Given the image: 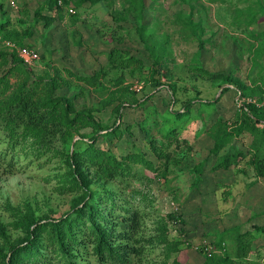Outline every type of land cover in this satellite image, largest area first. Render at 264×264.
Returning <instances> with one entry per match:
<instances>
[{"label":"rangeland","instance_id":"obj_1","mask_svg":"<svg viewBox=\"0 0 264 264\" xmlns=\"http://www.w3.org/2000/svg\"><path fill=\"white\" fill-rule=\"evenodd\" d=\"M46 2L0 0V25L9 24L7 28L12 32H33V36L24 37L23 45L19 46L39 52L42 63L33 69L35 73L42 74L52 68L51 76H57L63 83L70 81L73 91L68 93L70 96L78 94V107L86 105L98 109L101 107L100 100L121 86H129L130 92L135 94L134 98L120 96V102L115 101L103 111H96L95 116L107 127L122 126L123 137L113 148L115 154L119 157L132 156L138 161L144 155L153 164V167L135 164L136 176L129 178L130 184L125 189L134 207L146 209L150 216L146 218L147 225L142 236L152 239L157 236L158 222L162 220L161 223L168 227L169 240L178 245L177 251H173L169 258L165 245L154 240L153 245L145 244L141 258L132 255L126 264H171L175 258L182 264H204L208 259L206 246L215 247L225 230L240 227L244 221L248 225L250 221L246 222L249 211L240 203L244 193L236 189L240 194L237 193V199L231 200L233 192L228 190L231 186L225 182L229 173L223 176L218 171L217 174L205 173L199 187H193L197 177L193 168L208 156L205 149L213 146L208 136L201 134L204 128H209L218 119V115L234 124L241 110L238 100L253 97H242L234 87L223 94L229 85L221 86L220 81L202 77L190 68V59L196 56L199 45L197 39H186L180 35L181 21H187L192 16L196 23L204 26L203 38L210 41L203 55L205 67L214 73L232 69V79L249 92L252 87L264 82V0H147L149 11L146 22L150 26L144 39L149 46H154L157 41V44L166 47V41L169 42L167 50L169 48L171 54V66L163 68L160 77H156L162 83L159 87H154L148 73L152 61L150 51L135 30L138 21L131 19L125 23L126 30H117V23L112 19L128 16L125 0L80 8L76 17L65 14L60 17L56 13L59 16L54 17L50 27L38 23L36 16V11ZM44 14L48 12L43 13L46 16ZM111 50L134 56L131 68H114L115 63L109 59ZM48 64L53 67H47ZM7 70V66L1 68L0 76ZM167 71H171L172 80L167 77ZM123 76L124 82L120 81ZM10 81L15 83L16 78L10 76ZM174 84L179 98L176 104L169 88ZM136 85L142 86V89L137 91ZM103 87L107 89L102 90ZM198 91L201 93L197 96ZM66 92V89L60 91L61 94ZM146 96L148 102L142 107L128 103L121 105V102L141 100ZM198 97L216 104L215 109L209 115L203 109L201 112V108L194 110L191 117L180 125L175 142L173 138L166 139L159 115L181 111L183 102ZM119 107L122 117L114 111ZM146 120L152 124L150 135L141 128ZM183 138L189 143L183 142L177 147ZM241 141L244 146H249L251 137L245 135ZM169 142L172 144L166 147ZM202 146L205 149L201 150ZM0 148L4 150V142ZM157 152L162 156L158 158ZM50 158L51 161L38 158L35 152L26 154L21 150L16 155V171L13 174L6 173L4 167L0 168V228L6 232V238L0 235V247L18 244L25 238L24 220L29 214H34L41 223H45L71 211L76 196L65 194L61 188L66 172L65 162L58 157ZM166 165H169L167 173L164 172ZM245 175L249 179L255 178L252 170H247ZM138 190L149 195L147 202L151 204L141 202L139 194L134 193ZM260 198L259 210L264 212V197ZM223 203L232 205L231 211L221 210ZM173 213L183 223L169 221L167 216ZM240 229L242 232L243 228ZM249 232L255 233L252 228ZM255 236L254 240L249 237L251 252L245 264H264V239L258 238L261 235L257 233ZM223 243L229 254L236 253L238 244L233 237L225 238Z\"/></svg>","mask_w":264,"mask_h":264},{"label":"trees","instance_id":"obj_2","mask_svg":"<svg viewBox=\"0 0 264 264\" xmlns=\"http://www.w3.org/2000/svg\"><path fill=\"white\" fill-rule=\"evenodd\" d=\"M46 1L45 6L36 11V16L38 23L42 22L46 27H50L56 16L61 17L65 14L76 17L80 8L104 5L113 0H64L65 8H59L56 0ZM125 3L128 4L126 8L128 16L121 15L118 18L112 16V19L117 23V30H126L125 23L131 19L138 21L135 30L150 51L149 57L152 61L148 73L154 87H159L162 83L160 78L156 77H160L163 68L169 69L171 66V54L169 48L167 50L169 42L166 41V47L157 44V41L154 46H149L144 39V34L150 26V23L146 22L149 11L147 0H125ZM67 8H73L76 13L69 14ZM45 11L48 14L43 16ZM181 23L180 35L186 39L198 40L199 49L189 62L194 72H198L202 77L207 76L210 80L213 78L220 81L221 86L229 85L223 94L228 93L230 87H234L239 90L242 97H253L257 100L263 98L264 82L258 83L248 92L232 79V69L218 73L210 72L203 60V55L207 52L206 45L210 43L209 39L203 38L204 26L196 23L192 16ZM7 25L9 26L6 23L0 25V35L18 46L23 45L21 42L24 37L33 36L32 31L24 34L15 30L12 32L13 30H8ZM123 53L122 55V51L119 50L110 51L109 59L111 63H115L114 68L121 67L123 70L131 68L130 62L134 56H130L128 52ZM136 61L142 62L139 59ZM41 63L40 57L39 65ZM6 66L7 72L0 76V146L3 142L5 144L4 150H0V168L4 167L6 173L13 174L16 171V155L21 150L26 154L35 152L38 158L44 157L50 161L52 160L50 156L58 157L66 165L61 188L65 194L76 198H73L71 211L59 219L41 223L42 221L34 214H29L24 220L27 235L18 244L7 246L8 249L0 247V263L126 264L132 255L141 258L145 244L153 245L154 240L165 245L166 254L170 258L171 253L177 251L178 244L169 240L167 225H163L162 220L159 221L157 236L153 239L144 238L142 233L147 225L146 218L150 216L146 209L134 207L132 199L125 191L130 184L129 178L136 176L135 164L143 163L148 167H153V164L146 160L144 155V160L142 156L138 161L132 156L119 157L115 154L113 148L123 137L122 126L107 127L95 116L96 111L101 112L115 101L120 102V96L134 98L135 94L130 92V87L121 86L117 91H110L106 98L100 100L101 107L98 109L86 105L78 107L76 104L78 94L73 93L70 96L68 93L73 91L70 81L63 83L57 76L50 75L52 65L47 66L51 68L50 70L36 74L35 70L25 66L15 51L0 47V69ZM10 76L16 78L15 83H11ZM167 77L173 79L171 71H167ZM120 81L124 82V76ZM169 88L176 104L179 102L176 84ZM63 89L67 90L66 94L60 93ZM105 89L107 88H102ZM200 93L198 91L197 96ZM147 99L148 96L141 100L133 99L132 102L125 100L126 102H121V105L128 103L142 107L148 102ZM183 103L181 111L159 115L163 122L162 129L166 131V139L173 138L174 142L180 125L191 117L194 110L201 108V112L205 110L209 115L216 106L213 102H205L199 97ZM119 109L120 107L115 108L114 111L122 117ZM239 112L240 115L237 114L234 124L224 117H218L211 127L202 131V134L207 135L213 142V146L207 149L208 156L205 160L193 168L197 174L193 187H199L207 167L211 172L237 169L238 172L246 174L247 170H252L257 180L264 179V109L254 104H244ZM143 122L141 128L150 135L152 124L147 120ZM245 135L251 137L249 146L241 143V138ZM77 137L80 139L75 141ZM183 139L177 147L183 142L189 143L186 138ZM171 144L172 142H169L166 147ZM152 145L155 151V146ZM162 145L164 146V143ZM157 155L158 158L162 156L158 152ZM167 166L169 165L164 168L165 173L169 168ZM134 193L139 194L141 202L151 204L147 202L149 196L147 193L141 190ZM167 218L169 221L178 220L183 223L174 213L169 214ZM254 232L262 235L264 227L255 226ZM255 233L249 231L242 233L239 226L225 230L220 242L215 247L212 246L215 251H207L208 259L204 264H245L251 252L249 237L254 240ZM0 235L6 238V232L1 228ZM229 237H233L238 244L234 255L226 251V245L223 243V240ZM171 264L182 263L175 258Z\"/></svg>","mask_w":264,"mask_h":264},{"label":"crops","instance_id":"obj_3","mask_svg":"<svg viewBox=\"0 0 264 264\" xmlns=\"http://www.w3.org/2000/svg\"><path fill=\"white\" fill-rule=\"evenodd\" d=\"M218 117H219V115H218ZM221 117H224V116H221ZM212 119H214V118H212ZM216 119H217V116H216ZM214 121H216V120H214ZM213 123L214 122H212V124H210V127L213 125ZM202 135L203 134H201V136ZM200 149L201 150L205 149V147H200ZM205 151H207V153H208L207 149H205ZM243 167L245 168L246 166L243 165ZM207 169H208V167L206 168L205 173H208V172L211 173V171H209V169L208 170ZM218 172L223 173L222 176L224 175V173H229V177L227 179H225V182L228 183V186H231L228 188V190H230V192L232 190V192L234 194V196H233V194L231 195V200L237 199V197H236L237 193L238 194H240L241 192H242V194L244 193L242 195V200L240 203L242 204V206L244 204V207H242V208H247V211H249V213L246 214V216L248 217L246 219V222L250 221V223L248 222V225L245 224V221L240 223V225H241L240 228H243L242 233H246L247 231H250L251 228H252V230H254L255 226L264 227V212H260L259 206H261V205H259V203H258L262 199L260 197H264V179H259V180H257L256 178H250L249 179V178H247V176L245 174L238 172L237 169L236 170L233 169V170H229V171L220 170ZM215 174H217V172H215ZM236 189L240 190V193ZM222 191H223V189H222ZM224 209L231 211L232 205H226L225 203H223V205L221 206V210H224ZM229 214H231V212H229ZM242 225H244V227ZM258 238L264 239V233L261 236H258Z\"/></svg>","mask_w":264,"mask_h":264},{"label":"built area","instance_id":"obj_4","mask_svg":"<svg viewBox=\"0 0 264 264\" xmlns=\"http://www.w3.org/2000/svg\"><path fill=\"white\" fill-rule=\"evenodd\" d=\"M56 2L59 8H65L64 0H56ZM12 6L14 8H17L15 3H12ZM67 11L71 15H74L76 13V10H74L73 8H67ZM0 47H6L9 48L11 51H15L19 56V58L23 61L25 66L28 68L35 69L39 66L41 56L39 52H37L34 49H30L27 47H20L14 42L3 39L1 35H0ZM135 89L139 91L142 89V86L136 85ZM238 101H239L240 109L244 106V104H254L258 108L264 109V96L261 100L249 98V99H241ZM207 251H215V250L212 248V246L209 245Z\"/></svg>","mask_w":264,"mask_h":264}]
</instances>
